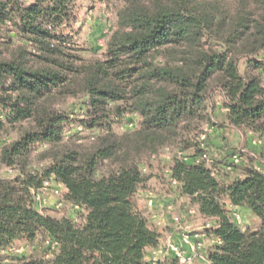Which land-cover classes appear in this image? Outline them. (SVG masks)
I'll return each instance as SVG.
<instances>
[{
	"label": "trees",
	"instance_id": "trees-1",
	"mask_svg": "<svg viewBox=\"0 0 264 264\" xmlns=\"http://www.w3.org/2000/svg\"><path fill=\"white\" fill-rule=\"evenodd\" d=\"M76 2L0 0V26L16 32L0 41V129L18 133L0 150V264H180L174 255L146 259L168 233L136 198L148 180L142 165L169 145L168 170L180 192L214 220L209 231L219 242L207 259L264 264V0H124L102 59L80 55ZM213 87L225 107L219 127L259 138L262 163L226 140L215 155L206 146L210 133L200 140L202 125L214 124ZM80 95L89 103L82 124L98 134L65 142L61 104ZM125 112L137 113L139 125L116 133L112 114ZM40 145L50 147L49 162L34 168ZM4 167L16 173L4 177ZM48 179L66 187L67 203L83 211L80 221L37 207L34 192ZM231 207L250 210L258 224L242 228ZM41 237L52 245L49 258L4 253Z\"/></svg>",
	"mask_w": 264,
	"mask_h": 264
},
{
	"label": "rangeland",
	"instance_id": "rangeland-1",
	"mask_svg": "<svg viewBox=\"0 0 264 264\" xmlns=\"http://www.w3.org/2000/svg\"><path fill=\"white\" fill-rule=\"evenodd\" d=\"M23 1L29 3L32 0ZM123 4L124 0H109L105 2L98 0H77L75 8L77 20H73L72 24L75 33L74 37L77 40V45L81 49L80 55L85 59L104 58L109 38L117 26V13ZM64 27H66V24ZM15 34L16 32L13 30L12 25H8L7 27L0 26V41L6 40L10 35L15 36ZM2 46L3 45H0V49L4 48V46ZM260 57L264 59V52L261 53ZM244 63L245 59H240L238 65L241 71L244 70ZM211 93L212 98L210 99L209 105L214 124L209 125L208 123H204L201 127L199 137L204 132V129L209 126L210 136H207L209 140L206 146H212L215 149V155L219 156L218 148L226 140L230 146L236 149H244L245 153H247L246 156L251 154L255 157L256 155V163H262L263 158L257 156L261 144L259 138L240 128H220L223 123V112L225 111L224 103L221 95L214 87ZM118 104L120 103H113L111 105L113 107ZM61 106L68 118V122H66L64 129V141H78L81 143L93 141L98 131L90 130L82 124L83 120L89 119L88 97L86 95L70 97L63 101ZM111 119L113 129L116 133L134 130L140 122V116L135 112H125L122 115L114 113ZM17 137L18 133L15 130L0 129V150L2 143L12 142L17 139ZM49 148L50 147L47 145H40L34 150L31 160L32 167L42 168L47 165L49 159L44 153L47 152ZM174 152L175 150L172 145L166 146L161 150L160 157L155 159L152 164L144 163L142 165L144 173L148 176V180L140 186L137 192L136 198L138 205L153 224L165 228L166 230L164 231L168 234H173L174 239L176 238V234H181L184 230H188L192 237H199L198 239L202 240L204 243V254H206V250L210 247V243L212 242L211 238L208 236L212 223L208 224V219L196 213L193 206L179 198H173V194L175 193L173 190H177V187L172 186V182L168 175V169ZM15 173V171L6 167H4L1 172L4 177H11ZM57 189L60 192H56ZM65 194L66 192L62 185L56 182L52 183L51 188L46 193V201L43 208L54 216H69L75 221H80L83 211L79 207H71L66 201ZM163 194L172 195L173 197L170 198L172 200L167 202L163 207L159 204L160 210H157L155 201ZM150 200H153L151 206L149 205ZM170 205L173 206L172 209L169 208ZM183 210L186 211L185 213L187 215H182ZM235 214L240 216V225H242L243 228L248 226L254 227L256 225L249 216L239 213V210L233 211V216ZM235 221L239 225V222H237V220ZM201 235L206 236L200 238ZM165 236L162 238L160 244H163ZM194 243L195 241H193L191 245ZM178 244L182 246V244ZM186 247L187 246H185V248ZM52 251V245L49 239L41 237L34 243L19 240L15 242L12 249L4 253L18 257L35 255L49 258L52 255ZM147 255L150 262H158L159 260H165L167 258L166 252H160L159 247L156 249H149ZM202 261L204 260L199 259L195 264H205V262L203 263Z\"/></svg>",
	"mask_w": 264,
	"mask_h": 264
},
{
	"label": "built area",
	"instance_id": "built-area-1",
	"mask_svg": "<svg viewBox=\"0 0 264 264\" xmlns=\"http://www.w3.org/2000/svg\"><path fill=\"white\" fill-rule=\"evenodd\" d=\"M210 132L209 126L204 129V132L200 135V140L203 141L207 134ZM204 146V143L202 144ZM240 152H245L244 149H239ZM202 158L207 162L208 165L213 166L215 164V159L209 154L207 151H204L202 154ZM200 159H197V162ZM234 163H239L241 161V157L239 155H235L233 157ZM216 173L215 169L213 170V175ZM52 183L54 181L52 179H48L44 182L43 186L34 192L35 194V202L38 208H42L46 201V193L51 188ZM172 183L175 185H179L180 183L172 178ZM56 192H60L58 189ZM153 204V200L149 201V205ZM170 209L173 208L172 205L169 206ZM234 220L237 222H241L240 216L234 215ZM239 220V221H238ZM182 246L179 245L175 239L174 235L169 233L165 236V240L163 244H160L159 251L166 252V257L170 255H174L180 264H195V262L199 259L204 260L205 264H211V262L207 259L206 254H204V243L202 240L197 239L195 243L192 245L190 250H187L185 246L191 245L193 242V237L188 230H184L180 234ZM165 258V257H164Z\"/></svg>",
	"mask_w": 264,
	"mask_h": 264
},
{
	"label": "crops",
	"instance_id": "crops-1",
	"mask_svg": "<svg viewBox=\"0 0 264 264\" xmlns=\"http://www.w3.org/2000/svg\"><path fill=\"white\" fill-rule=\"evenodd\" d=\"M251 133V132H250ZM168 175H169V178H170V180H171V182H172V176H171V173H170V171L168 170ZM172 184V186L173 187H177V190H173V192H175L174 194H173V196L172 195H168V194H163V195H161L160 197H158V198H160V199H158L157 198V200L155 201V206H156V209L157 210H160V205L159 204H161V206L163 207V206H165L166 205V203L167 202H169L170 200H172V199H170V198H179L180 200H182V201H184V202H186L187 204H189L190 205V203H189V200H188V198L187 197H185V196H183L182 195V193L180 192V190H179V186H180V184L179 185H175V184H173V183H171ZM62 187H63V189H64V191L66 192L67 191V189H66V187L65 186H63L62 185ZM175 200V199H174ZM195 207V206H194ZM231 209H232V211H236V210H239V213H241L242 215H246V216H249L250 218H251V220H253V222H255L256 224H258V222H259V218L257 217V216H255L250 210H248V209H246V208H243V207H231ZM186 211H182V215H185L186 213H185ZM187 215V214H186ZM245 221V220H244ZM213 222H214V220L213 219H208V224L209 223H212L213 224ZM240 225V224H239ZM241 227H242V225H240ZM243 228V227H242ZM246 228H249V226L248 227H246ZM204 236H206V235H201V237L200 238H203ZM208 236L211 238V240H212V242L210 243V247H208V249L206 250V253L209 251V250H211L214 246H215V244L216 243H218L219 241H218V239L209 231V233H208ZM176 238V241L178 242V243H180V244H182V242H181V237H180V234H176V236H175ZM199 237H193V241H196L197 239H198ZM187 249H191L192 248V245H190V246H187L186 247ZM146 259L149 261V259H148V255H147V257H146ZM203 263H204V261H202Z\"/></svg>",
	"mask_w": 264,
	"mask_h": 264
}]
</instances>
